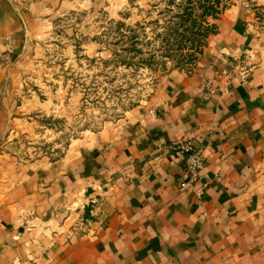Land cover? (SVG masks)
<instances>
[{"label":"crops","instance_id":"obj_1","mask_svg":"<svg viewBox=\"0 0 264 264\" xmlns=\"http://www.w3.org/2000/svg\"><path fill=\"white\" fill-rule=\"evenodd\" d=\"M16 2L0 0V35ZM134 124L81 143L65 173L16 164L24 149L0 155V264H264V0L226 11L192 72L165 79ZM182 141L204 155L197 173ZM85 188L103 231L46 234L48 206ZM25 211L39 213L31 232Z\"/></svg>","mask_w":264,"mask_h":264},{"label":"rangeland","instance_id":"obj_2","mask_svg":"<svg viewBox=\"0 0 264 264\" xmlns=\"http://www.w3.org/2000/svg\"><path fill=\"white\" fill-rule=\"evenodd\" d=\"M252 1L3 4L5 14L9 9L18 18L3 25L0 35V155L24 149L26 156L16 164L65 173L81 143L101 142L104 135L135 126L152 109L165 79L192 72L222 15ZM85 190L75 193L74 201L48 206L51 211L42 218L48 219L46 234L71 242L103 231V203L93 195L88 201ZM23 214L31 232L28 221L39 213Z\"/></svg>","mask_w":264,"mask_h":264},{"label":"built area","instance_id":"obj_3","mask_svg":"<svg viewBox=\"0 0 264 264\" xmlns=\"http://www.w3.org/2000/svg\"><path fill=\"white\" fill-rule=\"evenodd\" d=\"M241 80H245V75L240 76ZM215 89L212 86L211 83H208L206 86V92L205 97L206 99H209L213 94H215ZM176 151L184 152L189 154V159L187 162V165L190 169H192L194 172H198V170L202 167L204 164V155L200 152L194 151L193 145L190 141H182L178 145L173 147ZM196 180H194L192 183H195ZM209 186L208 183L204 184V188H207Z\"/></svg>","mask_w":264,"mask_h":264}]
</instances>
